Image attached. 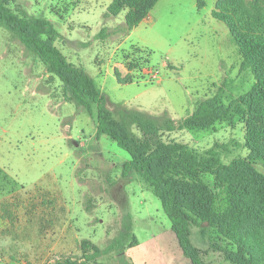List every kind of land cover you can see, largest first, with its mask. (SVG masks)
Masks as SVG:
<instances>
[{
  "label": "rangeland",
  "instance_id": "374dc122",
  "mask_svg": "<svg viewBox=\"0 0 264 264\" xmlns=\"http://www.w3.org/2000/svg\"><path fill=\"white\" fill-rule=\"evenodd\" d=\"M243 2L250 10L264 4ZM108 3L16 0L11 7L54 25L56 45L93 77L116 119L125 106L158 116V123L177 122L200 100L218 94L228 103L254 83L250 71L240 70L227 26L212 16L214 0H158L132 31L124 11L106 15ZM119 68L132 82H118ZM95 130V118L65 101L59 79L0 25V264L81 258L84 238L101 250L87 264H191L149 185L135 172L122 176L129 154L106 135L97 139ZM244 136V123L234 117L210 128L164 131L162 138L199 153L212 149L228 163L248 155ZM242 230L264 246L260 222L248 221ZM191 241L208 264H232L199 226L191 227Z\"/></svg>",
  "mask_w": 264,
  "mask_h": 264
},
{
  "label": "trees",
  "instance_id": "16d2710c",
  "mask_svg": "<svg viewBox=\"0 0 264 264\" xmlns=\"http://www.w3.org/2000/svg\"><path fill=\"white\" fill-rule=\"evenodd\" d=\"M157 1L110 0L106 15L117 16L124 11L125 25L132 29ZM15 2L0 0V25L14 33L46 71L59 79L65 101L95 118L96 138L106 135L129 154L122 165V176L135 172L149 185L182 255L191 264H208L191 241V227L196 225L209 246L221 251L232 264H264V246L242 235L248 221L264 225V173L256 167L259 164L264 168V29H260L264 26V4L256 2L250 10L243 0H217L212 10V16L227 26L238 48L240 70L252 73V86L228 103L215 94L197 102L179 121L168 118L158 123V116L125 106L119 110L120 119H116L93 77L69 61L56 45L59 32L54 25L44 17L13 9ZM103 33L105 28L100 29V35ZM115 77L120 83L132 82L118 71ZM234 117L244 123V145L249 153L228 163L212 149L199 153L184 142L162 138L164 131L205 129ZM80 249L81 258L62 256L50 264H87L101 251L86 238L81 240ZM89 250L93 251L90 255Z\"/></svg>",
  "mask_w": 264,
  "mask_h": 264
},
{
  "label": "crops",
  "instance_id": "0c3cea01",
  "mask_svg": "<svg viewBox=\"0 0 264 264\" xmlns=\"http://www.w3.org/2000/svg\"><path fill=\"white\" fill-rule=\"evenodd\" d=\"M215 1H216V0H214V3H215ZM109 2H110V0H109ZM157 2H158V1H157ZM108 4H109V3H108ZM108 4H107V5H108ZM107 5H105V6L107 7ZM148 15H149V14H148ZM148 15H147V16H148ZM107 17H108V16H107ZM145 20H147V17H145L142 21H145ZM142 21H141V22H142ZM135 27H136V26H135ZM135 27H133L132 29H128V30H131V31H132ZM59 36H60V34H59ZM122 42H123V41H122ZM122 42L120 43L121 45H119V47H124ZM60 49H61V48H60ZM102 51H103V52H100L99 55L105 53V54H104V56H105V55H106V51H104V50H102ZM69 60H70V59H69ZM103 63L109 65V63H108L107 61H104ZM103 63H102V64H103ZM118 72H119V73L121 72V74H120L121 77H122L123 75L126 74V71L122 70L121 68H119V71H118ZM87 73H88V72H87ZM88 74H89V73H88ZM89 75H90V74H89ZM114 75H115V74H114ZM90 76H91V75H90ZM91 77H92V76H91Z\"/></svg>",
  "mask_w": 264,
  "mask_h": 264
},
{
  "label": "built area",
  "instance_id": "2783aa9c",
  "mask_svg": "<svg viewBox=\"0 0 264 264\" xmlns=\"http://www.w3.org/2000/svg\"><path fill=\"white\" fill-rule=\"evenodd\" d=\"M151 77L156 78L157 77V70L150 69Z\"/></svg>",
  "mask_w": 264,
  "mask_h": 264
}]
</instances>
